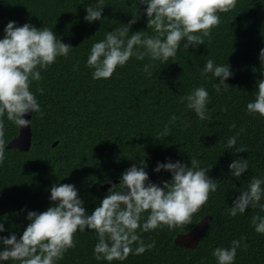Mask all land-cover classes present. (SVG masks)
Here are the masks:
<instances>
[{"label":"trees","instance_id":"trees-1","mask_svg":"<svg viewBox=\"0 0 264 264\" xmlns=\"http://www.w3.org/2000/svg\"><path fill=\"white\" fill-rule=\"evenodd\" d=\"M136 2L104 0L102 21L90 24L84 16L95 0H0V38L6 24L15 21L18 26H46L72 47L66 58H57L41 72L42 79L30 85L42 114L33 113L28 153L6 150L19 128L0 117V223L5 228L0 237L16 235L19 239L30 223L27 213H41L52 206L49 196L54 185H75L90 214L109 191L101 193L98 187L119 181L133 165H146L149 181L160 185L171 174L155 173L157 162L179 160L190 167L194 157L200 167L209 170L207 176L218 182L217 191L209 194L191 223L173 231L165 227L138 232L145 243L154 242V247L111 264H216L213 249L229 247L232 240L241 238L246 247L237 249L234 264H264V234L256 233L251 224L252 216H264V212L255 207L246 209L244 215H228V208L251 178L264 177V119L246 111L257 82L264 79V66L258 59L264 48V0H235L232 10L218 13L220 21L203 44L187 50L182 41L175 58L154 62L151 77L143 71L147 58H131L111 78L93 80L92 70L86 67L87 55L107 31L127 24L132 13L138 12L130 34H152L146 27V5ZM208 59L230 67L227 91L217 93L213 88L217 81L211 74L207 78L201 74ZM200 86L210 100L209 119L204 121L180 100ZM37 88L42 92L36 93ZM172 115L177 120L169 125L170 134L160 135ZM237 133L235 147H243L242 153L224 146ZM238 158L248 159L249 168L234 178L228 165ZM205 216L210 217V225L198 248H179L175 237L192 230ZM73 240L74 247L57 264H109L93 257L97 242L93 231H77Z\"/></svg>","mask_w":264,"mask_h":264},{"label":"clouds","instance_id":"clouds-1","mask_svg":"<svg viewBox=\"0 0 264 264\" xmlns=\"http://www.w3.org/2000/svg\"><path fill=\"white\" fill-rule=\"evenodd\" d=\"M137 4L146 5V27L152 34L146 35L148 31L130 34L131 27L139 19L138 12L132 13L127 24L107 31L103 39L91 45L87 55L86 67L92 70L93 80L111 78L117 68L124 67L131 58L141 61L147 58L149 63L143 65V71L151 77L154 62L165 63L175 58L182 41H186L182 48L187 50L203 44V38L209 37L220 21L218 13L232 10L235 0H137ZM103 9L104 0H95L86 7L84 20L90 24L101 22ZM71 48L46 26L37 29L28 23L18 26L15 21H9L0 38V117L17 128L29 127L31 120L24 117L29 113L42 114L30 85L40 81L41 72L57 58H66ZM258 59L264 66V48L260 49ZM201 74L205 78L211 74L217 81L213 84L217 93L228 90L226 81L232 76L229 66L208 59ZM41 92L36 89V93ZM253 95L254 99L246 104V111L264 119V79L257 82ZM180 100L200 121L209 119V93L203 86L194 88ZM176 120L172 115L160 135L168 136L169 125ZM238 135L227 138L226 149L235 148L234 153L245 151L243 147H235ZM190 159V167L179 160L157 162L155 173L171 174V179L160 185L149 181L146 165H133L121 174L119 186L111 187L90 214L86 213L75 185H54L49 196L52 206L41 213L29 211L26 220L30 223L19 239L16 235L0 237V264L7 261L57 264L67 250L74 247V234L86 229L93 231L97 238L93 247L96 261L111 264L126 260L129 254H143L154 247V242L145 243L138 232L165 227L173 231L191 223L192 215L207 202L209 194L217 191L218 182L207 176L209 170L200 167L194 157ZM248 168V159L243 158L234 159L228 165L229 174L234 178H240ZM262 186L264 177L253 176L228 208V215H244L246 209L255 207L264 212ZM145 213L146 219H142ZM251 224L256 233L264 234V216H252ZM3 232L5 228L0 223V233ZM241 240H232L229 247L214 248L211 255L216 264H234L237 249L246 247Z\"/></svg>","mask_w":264,"mask_h":264},{"label":"water","instance_id":"water-1","mask_svg":"<svg viewBox=\"0 0 264 264\" xmlns=\"http://www.w3.org/2000/svg\"><path fill=\"white\" fill-rule=\"evenodd\" d=\"M33 113L27 114L24 118L32 120ZM32 128L31 123L29 127L19 128V134L6 146V150H18L22 153H28L32 147ZM56 142L53 146L55 147ZM120 183L118 180H114L108 184L100 185L98 187L101 193H106L111 187ZM210 225V217L205 216L192 230L184 234H179L175 237V244L182 249L195 250L198 248L202 236L205 234Z\"/></svg>","mask_w":264,"mask_h":264}]
</instances>
